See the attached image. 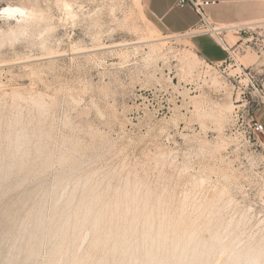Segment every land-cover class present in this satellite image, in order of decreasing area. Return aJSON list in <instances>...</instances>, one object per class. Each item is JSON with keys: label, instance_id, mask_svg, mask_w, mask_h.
I'll return each instance as SVG.
<instances>
[{"label": "rangeland", "instance_id": "obj_1", "mask_svg": "<svg viewBox=\"0 0 264 264\" xmlns=\"http://www.w3.org/2000/svg\"><path fill=\"white\" fill-rule=\"evenodd\" d=\"M8 5L28 14L0 11V264H146L149 212L215 243L205 264L263 261L264 55L209 61L147 0Z\"/></svg>", "mask_w": 264, "mask_h": 264}, {"label": "crops", "instance_id": "obj_2", "mask_svg": "<svg viewBox=\"0 0 264 264\" xmlns=\"http://www.w3.org/2000/svg\"><path fill=\"white\" fill-rule=\"evenodd\" d=\"M206 1L210 2L207 12L216 24L235 26L223 33L232 49L242 47L246 52L254 48L259 57L264 55V50L260 51L253 45L254 41H260L264 47V0ZM176 2L177 0H147V9L163 30L172 34L192 32L199 25V15L192 6L180 7ZM191 38L194 47L207 60L222 62L228 58L227 50L212 36L197 35ZM259 119L264 124V111Z\"/></svg>", "mask_w": 264, "mask_h": 264}, {"label": "bare ground", "instance_id": "obj_3", "mask_svg": "<svg viewBox=\"0 0 264 264\" xmlns=\"http://www.w3.org/2000/svg\"><path fill=\"white\" fill-rule=\"evenodd\" d=\"M0 11L3 14L6 15H17L18 13L20 14H28V10L26 8L23 7H19L17 6H12V5H8L5 7L0 8ZM30 14V13H29ZM34 14V13H33ZM36 14V13H35ZM31 15V14H30ZM28 19V18H27ZM235 25V24H234ZM220 41V38H218ZM198 54V53H197ZM248 59H244L243 61H247ZM241 68V67H240ZM247 78V77H246ZM248 79V78H247ZM129 195V193H128ZM96 198V197H95ZM126 198V197H125ZM128 198V197H127ZM126 198V199H127ZM133 198V197H132ZM139 198V197H138ZM147 198V197H146ZM60 199V198H59ZM129 199V198H128ZM148 199V198H147ZM56 200V199H55ZM58 200V199H57ZM61 200V199H60ZM59 200V202H60ZM125 200V199H124ZM130 200V199H129ZM185 201V200H184ZM58 202V203H59ZM123 202V201H122ZM135 202V200H134ZM56 201L55 204L57 206ZM125 203V201H124ZM127 203V202H126ZM129 203V202H128ZM149 203V202H148ZM132 204V202H131ZM54 205V207H56ZM134 206V205H133ZM160 207V206H159ZM129 209V206L127 207ZM150 208V207H149ZM131 209V208H130ZM153 209V208H151ZM81 210V209H80ZM127 210V209H126ZM159 210V209H158ZM56 211V210H55ZM79 211V210H78ZM77 211V213H78ZM129 211V210H128ZM128 211L126 214H128ZM161 211V210H160ZM186 211V210H185ZM64 213V211H63ZM80 213V212H79ZM125 214V215H126ZM154 214V212H153ZM75 215L77 216L78 214L75 213ZM74 215V216H75ZM178 215V214H177ZM181 215V214H180ZM54 216V215H53ZM62 216V215H61ZM75 216V217H76ZM84 216V215H83ZM160 216V215H159ZM57 217V215H56ZM121 217V216H120ZM168 217V216H167ZM164 214L163 217L161 218V220L159 219V228L158 229H154V222H153V215L152 212L146 213L145 214V219L143 221V230L141 233V245L145 247V254H146V264H148V262L153 263V264H205L207 261L204 262L205 257L210 254L211 249H212V245L215 243H211L210 245L207 244L206 239L204 237V240H202V236L201 238H199V234L197 235L196 231L192 230V226L191 228L188 227L187 225H185V223H183V219L177 218V219H170L167 218ZM41 218V217H40ZM38 218V219H40ZM62 218V217H61ZM195 218V217H194ZM42 219V218H41ZM56 219V218H54ZM51 221L53 220L52 218L50 219ZM79 220V219H78ZM77 220V221H78ZM133 220L136 221V219L132 217V220L128 223L129 227L132 226ZM41 221V220H40ZM76 221V223H77ZM80 220L78 221L79 224ZM126 222V221H125ZM76 224V225H78ZM195 224V223H194ZM97 225V222H96ZM197 225V224H196ZM202 225V224H201ZM75 227V226H74ZM79 227V226H78ZM125 227V226H124ZM207 227V226H206ZM40 228V223L38 225V229ZM127 229V228H126ZM132 229V228H131ZM130 229V231H131ZM199 229V228H198ZM203 229V228H202ZM205 229V228H204ZM212 229V228H211ZM77 231V230H76ZM117 231V230H116ZM127 231V230H125ZM201 231V230H200ZM203 232V231H202ZM208 232V229H207ZM206 232V233H207ZM210 232V231H209ZM217 232V231H216ZM119 234V233H118ZM122 234V233H121ZM216 234V233H214ZM214 234L212 235V233L208 234L209 236L212 235L213 237H211V240L213 238V240H219V235L216 237L214 236ZM219 234V233H218ZM205 235V234H204ZM207 235V234H206ZM217 235V234H216ZM125 236V235H123ZM65 238V237H64ZM98 238V236H97ZM95 239L93 244L95 246H97L99 244V240L100 239ZM99 238L100 235H99ZM120 239V238H119ZM137 240V239H136ZM135 240V241H136ZM208 240L209 237H208ZM104 241V240H103ZM126 241V240H125ZM124 241V243H125ZM130 242V241H129ZM210 242V241H209ZM223 242V241H222ZM101 243V242H100ZM121 243V242H120ZM92 244V245H93ZM103 244V243H102ZM128 244V243H127ZM134 244V243H133ZM138 243H136L137 245ZM217 244V241H216ZM218 244L219 241H218ZM226 244V243H224ZM222 245V244H221ZM59 246V245H58ZM216 246V245H215ZM229 246V245H228ZM94 247V246H93ZM98 247V246H97ZM123 247V246H122ZM141 247V246H140ZM157 247V249L163 250L162 252L164 253V251H166V256L162 254V256L158 255L156 252H154V249ZM262 247V246H261ZM61 249V247H59ZM129 248V247H128ZM224 249L223 251L226 250V252H228V250L231 249V252H229V255L227 256L226 261L224 262V264H264V259L263 261H261V252H252V251H246L244 253H240V252H236L235 249L232 250V247H226L225 245H222L221 249ZM96 249V248H95ZM125 249V248H124ZM214 249V247H213ZM261 250L263 248H260ZM56 250V248H55ZM136 250L139 251L138 248H136ZM62 251V250H61ZM116 251V250H115ZM134 251V250H133ZM133 251H132V257H130V259H133ZM214 250H212L213 252ZM222 251V252H223ZM263 251V250H262ZM57 252H59L57 250ZM74 252V251H73ZM128 252V249H127ZM225 252V254H227ZM56 253V251H55ZM115 253V252H114ZM120 253V252H119ZM125 254V253H124ZM127 254V253H126ZM137 254V253H136ZM165 254V253H164ZM224 254V255H225ZM63 255V254H62ZM125 256V255H124ZM127 256V255H126ZM137 256V255H136ZM211 256V255H210ZM217 256V255H216ZM222 256V255H221ZM226 256V255H225ZM263 256V255H262ZM89 257V256H88ZM91 257V256H90ZM77 257H75L76 260ZM124 257H122L123 259ZM210 258V257H209ZM138 259V258H136ZM73 260V259H72ZM74 260V261H75ZM125 260V259H124ZM56 261V260H55ZM220 261V260H219ZM57 262V261H56ZM123 262V261H122ZM132 262V260H131ZM130 262V263H131ZM209 264L212 261H209ZM215 262V261H214ZM218 262V261H216ZM216 262L214 264H216ZM69 263V261H68ZM100 263V262H99ZM121 263V262H120ZM137 263V262H136ZM135 263V264H136ZM71 264H84L83 261H75L72 262ZM123 264V263H122ZM132 264V263H131ZM220 264V263H218Z\"/></svg>", "mask_w": 264, "mask_h": 264}, {"label": "built area", "instance_id": "obj_4", "mask_svg": "<svg viewBox=\"0 0 264 264\" xmlns=\"http://www.w3.org/2000/svg\"><path fill=\"white\" fill-rule=\"evenodd\" d=\"M177 5L180 7H184L187 5H190L193 7V9L196 11V13L199 15L200 21L199 25L196 29H194L192 32H189L185 35H189L190 37L197 36V35H210L213 38H215L228 52V57L233 56V52L236 51V49H232L228 42L224 39L223 33L226 30H231L235 28V26H221L219 24H216L209 16L207 12V6L209 5V1L206 0H177ZM220 38V41L217 39ZM255 47L258 48V50L263 51L264 47L261 45L260 41H254L253 44ZM238 50L243 51V48L240 47ZM263 93L261 95L262 101L264 103V87L262 89ZM253 131L255 135H259L260 133L264 134V124L262 121L258 118L253 119Z\"/></svg>", "mask_w": 264, "mask_h": 264}]
</instances>
